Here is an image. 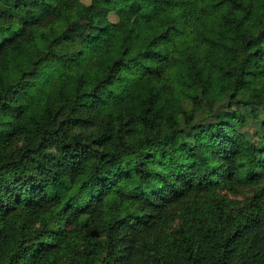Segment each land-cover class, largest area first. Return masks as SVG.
Here are the masks:
<instances>
[{
    "label": "trees",
    "instance_id": "trees-1",
    "mask_svg": "<svg viewBox=\"0 0 264 264\" xmlns=\"http://www.w3.org/2000/svg\"><path fill=\"white\" fill-rule=\"evenodd\" d=\"M263 100L264 0H0V264H264Z\"/></svg>",
    "mask_w": 264,
    "mask_h": 264
},
{
    "label": "rangeland",
    "instance_id": "rangeland-1",
    "mask_svg": "<svg viewBox=\"0 0 264 264\" xmlns=\"http://www.w3.org/2000/svg\"><path fill=\"white\" fill-rule=\"evenodd\" d=\"M83 1H88V0H83ZM108 20H111L113 22L116 21H125V22H130L132 15L129 13L126 14H116L115 12L111 11L106 15ZM93 21L95 23H99V18L96 16L94 17ZM256 107H257V112L260 115L264 114V100L260 103H256ZM215 122V118H213L206 109L204 108H196L194 110L193 113V117L191 120V123L194 124L195 126L199 127V128H206L209 127L211 125H213ZM231 123L234 124L233 121H231ZM234 125H237L236 123ZM242 191L240 189H238V191H233V192H228L226 193L227 197H238L240 195Z\"/></svg>",
    "mask_w": 264,
    "mask_h": 264
}]
</instances>
